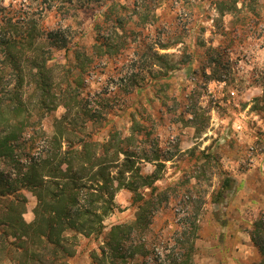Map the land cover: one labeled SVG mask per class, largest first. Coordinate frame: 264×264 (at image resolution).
<instances>
[{
    "label": "trees",
    "instance_id": "16d2710c",
    "mask_svg": "<svg viewBox=\"0 0 264 264\" xmlns=\"http://www.w3.org/2000/svg\"><path fill=\"white\" fill-rule=\"evenodd\" d=\"M27 4L24 7L36 4L37 13L23 14L19 8L11 14L0 6V264H68L75 255L72 239L79 235L101 240L90 264H151L156 246L148 235L162 205L155 203L161 196L155 195L156 183L170 159L145 149L146 141L154 140V125L137 100L150 78V87L157 90L149 106H167L170 96L162 89L177 64L160 51L184 41H148L135 31L158 21L161 0ZM211 4L219 24L244 7L258 14L259 0ZM215 52L208 58L214 66L220 60ZM128 57L141 65L140 73H132L122 85V98L134 102L121 104L120 113L109 103L98 106L86 89L87 79L99 67ZM60 107L65 113L54 119L48 132L43 123ZM190 116L196 133L202 134L209 116L201 109ZM147 162L155 166L150 174L143 172ZM232 183L224 179L216 204ZM122 190L132 194L135 218L107 230L105 221ZM30 197L36 198L32 222L24 217ZM191 234L197 238L196 227ZM249 235L260 257L253 264H264V216L253 222ZM182 248L173 264H193L195 241L188 239Z\"/></svg>",
    "mask_w": 264,
    "mask_h": 264
},
{
    "label": "rangeland",
    "instance_id": "374dc122",
    "mask_svg": "<svg viewBox=\"0 0 264 264\" xmlns=\"http://www.w3.org/2000/svg\"><path fill=\"white\" fill-rule=\"evenodd\" d=\"M30 1L0 0V6L11 14L19 8L23 14L37 13L36 4L24 7ZM134 1L122 0L126 4ZM211 1L161 0L158 21L135 30L148 41H175L176 37L184 41L160 51L170 54L177 64L162 89L170 96L167 106L158 102L149 106L157 88L150 87L148 73L147 90L137 100L150 115L149 124L154 125V140L146 141L145 149L170 159L156 183L155 195L161 196L155 203L162 205L148 235L150 244L156 246L151 264H173L188 239L196 245L193 264H253L260 260L249 231L264 216V0H259L258 14L244 7L219 24ZM214 49L220 57L216 66L208 59ZM140 69L129 57L111 61L89 76L86 89L98 106L109 103L120 113L121 104L135 100L122 98V85ZM183 99H187L185 104ZM199 109L210 118L202 134L196 133L190 116ZM64 113L58 108L45 119L44 128L52 132L54 119ZM154 170L153 163L143 164L144 173ZM226 178L232 179L233 188L216 204ZM115 202L114 213L105 221L107 230L131 222L137 212L128 191H120ZM35 206L36 198L30 197L24 216L28 222L34 220ZM195 227L196 239L191 234ZM184 233L188 239H183ZM72 241L75 255L68 264H90L91 252L101 240L79 235Z\"/></svg>",
    "mask_w": 264,
    "mask_h": 264
}]
</instances>
